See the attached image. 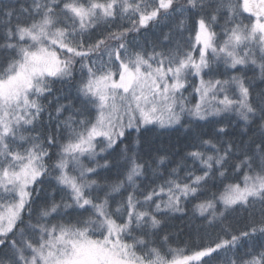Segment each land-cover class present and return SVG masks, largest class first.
I'll return each instance as SVG.
<instances>
[{
	"label": "snow or ice",
	"instance_id": "snow-or-ice-1",
	"mask_svg": "<svg viewBox=\"0 0 264 264\" xmlns=\"http://www.w3.org/2000/svg\"><path fill=\"white\" fill-rule=\"evenodd\" d=\"M161 24L162 40L135 38ZM101 27L115 30L93 39ZM0 39V264H264V88L246 76L264 83V0H0ZM58 80L77 95L48 102L44 135L40 98ZM225 116L238 139H216ZM149 126L190 136L192 150L145 145ZM192 201L200 238L171 247L160 233ZM256 204L245 230L223 226Z\"/></svg>",
	"mask_w": 264,
	"mask_h": 264
},
{
	"label": "trees",
	"instance_id": "trees-1",
	"mask_svg": "<svg viewBox=\"0 0 264 264\" xmlns=\"http://www.w3.org/2000/svg\"><path fill=\"white\" fill-rule=\"evenodd\" d=\"M4 2L7 4L9 3V0H4ZM15 2V0H13V3ZM9 6H12L11 4ZM17 7L19 5H16ZM247 15V14H245ZM222 22V21H221ZM118 23H123V25L125 27L130 26V21H128L127 19L123 20V21H118ZM245 23H247V21L245 20ZM111 30H115V29H107L104 27L98 28L96 30L95 33H92V37L93 39H98L100 38V34L103 33L104 35L107 34L108 31ZM168 28L164 27L163 24L158 25V26H153L147 30H141L140 34L138 37H135L137 40L140 41L141 44L144 43L145 40L151 41V42H158L160 40L163 39L162 33H166L168 32ZM217 31H219V29H217ZM194 36V33L192 34ZM184 38L186 39L189 36L188 32H184L183 34ZM130 40L133 39V37H129ZM5 41H3L2 39H0V44L4 43ZM164 48H168L170 47V45L168 44H164L163 45ZM0 59H2V56H0ZM79 68L80 65L77 64L76 65V69H77V77L76 80H79ZM220 71L223 72L224 71V66L220 65ZM233 74L239 75L241 74L240 72H231L229 71L227 73L228 76H231ZM246 76L249 79L254 80L257 89L260 88H264V83H260V79H259V70L257 69L255 72H253L251 69L247 70L246 72ZM193 79H189L188 82H192ZM54 91L52 93L51 96H44L42 98H40V103L45 107V112L43 114L42 117V123L37 124V132L40 133H44V135L48 134V114L49 112H52L53 116H55V104H53V106L51 108L48 107V102L50 100H54L55 97L60 96L62 97L59 101L60 104H68L69 102L73 101L77 95L76 93V81H72L70 83H61L59 80L56 81V83L53 85ZM189 89L187 91H189V94H191V85L188 87ZM186 91V92H187ZM63 97H67V99H63ZM76 105H79V100H76ZM69 115V112H64L63 117H61V119H64L65 117H67ZM215 119H219V117L215 118ZM222 124L224 126H226L228 128L229 131V135L227 136H222V137H218L216 139H223L225 141L229 140V139H238V136H236L234 134V119L232 121L229 120V118L227 116L224 117ZM221 123H215V120H213L212 122L209 123H204L201 122L200 125L198 126L200 130L204 131L205 133H207V135H205L203 138L204 139H208L213 130L215 128H219L222 126ZM54 127V125H53ZM35 134V133H33ZM132 135H135V133L133 132ZM143 139L145 141V145H149L151 144L154 148L158 147V148H162V149H167L169 152H173L176 150H179L180 155H184L186 152L191 151L192 149L187 148L185 145L188 143H191V139L190 136L184 135L182 132H175V131H166V130H160L158 128L153 129L151 126H149V130L147 132L143 133ZM219 146V145H218ZM51 151L55 152V149H52ZM174 159V163L172 164H168L166 165V167L168 169H171L173 167L176 166V162H179L180 156H176L173 158ZM233 160L235 162H239L238 160H236L235 157H233ZM85 163H87V161H85ZM100 163H103V161H100ZM189 165L191 164V161H188ZM161 172H164L165 169L161 168L160 169ZM246 171V169H245ZM181 176L185 175L184 172H180L179 173ZM230 176L232 175L231 170L229 171ZM243 172H241L239 175L240 177L243 176ZM111 176V173H106V172H101V176ZM166 175L162 178V179H166ZM162 182L161 179H157L156 180V184L159 185ZM228 182H236L235 180H231V181H225V183ZM39 187V186H38ZM43 188L45 190L44 193H42V197L47 194L49 197L51 196V194L54 191L53 185L51 183L48 182V180H45V183L43 185ZM216 191L215 188H209V195L211 194L210 192ZM61 199V193L59 191H56V195H55V200L57 202H59ZM39 203V201H38ZM260 208L259 204H256V209L257 212L255 213L254 216H250L249 212H245L242 211L241 209L237 208L236 211L234 212H230L229 214H227L225 220L223 221V226L228 227L230 226L232 230L234 231V234L236 231H243L246 229V226L251 225L253 220H259L260 219V215H259V211L258 209ZM190 210L191 208H186L187 211V215H183L180 213H176V214H170V218L167 219V224L166 227L161 231L160 235H164L165 233H169L172 236V241H171V247H180L181 244H192V243H196L200 237H198L196 235V229L199 225H202L204 223V221L202 219H200L198 217V215L194 218L191 214H190ZM251 211V210H249ZM181 221H180V220ZM184 220L185 222H187V226L192 227L194 229L193 234L191 232H184V227L183 225H185V222L182 221ZM60 221V217H55L51 223H57ZM259 225H257L258 227ZM220 229V225H217L216 228H212V229H207L208 232V236L205 237L204 236V230L201 229L200 232V236L204 237L205 239H215L217 233L219 232ZM187 235V236H186ZM214 264H219V260L214 261Z\"/></svg>",
	"mask_w": 264,
	"mask_h": 264
},
{
	"label": "rangeland",
	"instance_id": "rangeland-1",
	"mask_svg": "<svg viewBox=\"0 0 264 264\" xmlns=\"http://www.w3.org/2000/svg\"><path fill=\"white\" fill-rule=\"evenodd\" d=\"M197 56H198V54H197ZM221 65H223L222 63H221ZM224 66V65H223ZM199 83V80L198 79H195V80H193L192 82H191V86L193 87V94H192V99H191V97H190V100H191V103L192 104H194L195 102H196V99H197V97H195V95H194V88H195V86L197 85ZM189 89V88H188ZM184 96H186V95H184ZM187 97V96H186ZM165 199H166V197H165ZM193 203H195V201H192V202H189V203H187V205H186V208H191V210H190V214L193 216V214H192V204ZM198 215V214H197Z\"/></svg>",
	"mask_w": 264,
	"mask_h": 264
},
{
	"label": "bare ground",
	"instance_id": "bare-ground-1",
	"mask_svg": "<svg viewBox=\"0 0 264 264\" xmlns=\"http://www.w3.org/2000/svg\"><path fill=\"white\" fill-rule=\"evenodd\" d=\"M211 190L212 189H210V192H211ZM180 220V219H179ZM181 221V220H180ZM182 221H184V220H182ZM185 222V221H184ZM188 224H187V222H185V225H183V229H184V232L186 231V232H191L192 234H193V231H194V229L192 228V227H189V226H187ZM187 236V235H186ZM186 244H181L180 245V247H184Z\"/></svg>",
	"mask_w": 264,
	"mask_h": 264
}]
</instances>
